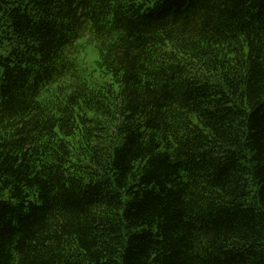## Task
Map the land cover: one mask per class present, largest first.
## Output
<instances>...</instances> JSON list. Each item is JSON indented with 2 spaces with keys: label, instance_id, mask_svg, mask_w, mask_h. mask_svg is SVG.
I'll return each mask as SVG.
<instances>
[{
  "label": "trees",
  "instance_id": "1",
  "mask_svg": "<svg viewBox=\"0 0 264 264\" xmlns=\"http://www.w3.org/2000/svg\"><path fill=\"white\" fill-rule=\"evenodd\" d=\"M0 264H264V0H0Z\"/></svg>",
  "mask_w": 264,
  "mask_h": 264
}]
</instances>
